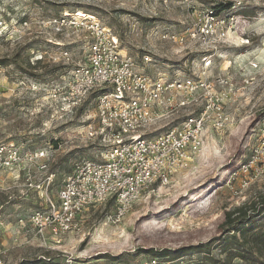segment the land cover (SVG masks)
Instances as JSON below:
<instances>
[{
	"label": "rangeland",
	"instance_id": "obj_1",
	"mask_svg": "<svg viewBox=\"0 0 264 264\" xmlns=\"http://www.w3.org/2000/svg\"><path fill=\"white\" fill-rule=\"evenodd\" d=\"M189 1L195 7L213 5V0ZM242 1L238 13L251 20L250 44L225 43L204 53L161 38L165 29L184 31L192 24L184 0L168 5L160 0H0V145L16 142L24 150H48L49 171L35 176L54 174L50 189L55 198L77 161L100 160L106 148L98 133L97 94L69 115L59 101V87L85 61L91 39L85 31L56 33L43 22L65 12L95 14L119 37L121 52L131 55L141 72L189 76L194 68L203 71L208 57L207 72L228 77L235 90L227 105L233 123L211 131L187 168L175 172L168 184H157L119 222L109 219L114 202L90 206L78 230L62 238L48 234L45 244L28 223L44 205L41 192L27 188L24 177L0 173L2 264H42L38 260L43 258L52 264H141L156 253L201 244H209V250L166 259L173 264H264V246L254 251V260L234 257L242 237L228 232L227 223L228 213L239 219L264 202V176L247 188L241 177L228 183L257 144L264 117V0ZM250 61L259 68L252 69ZM234 236L237 241L230 239ZM230 240L234 246L226 244ZM243 247L250 249V244Z\"/></svg>",
	"mask_w": 264,
	"mask_h": 264
},
{
	"label": "built area",
	"instance_id": "obj_2",
	"mask_svg": "<svg viewBox=\"0 0 264 264\" xmlns=\"http://www.w3.org/2000/svg\"><path fill=\"white\" fill-rule=\"evenodd\" d=\"M160 1L164 5L170 2ZM184 1L192 11V24L184 31L165 29L162 40L200 48L204 53L225 43L250 44L251 20L238 13L242 0H213L210 7ZM228 3L232 4L228 11L215 9L216 4ZM84 15L65 12L42 25L59 34L85 31L91 39L85 61L76 66L70 81L58 92L64 115L75 113L97 94L98 133L106 148L101 159L77 161L55 198L50 189L54 174L40 180L35 176L49 171L52 156L48 150H24L16 142L0 145V173H14L16 180L24 177L27 188L42 194L44 205L30 214L28 223L45 244L48 234L62 238L78 230L79 218L90 206L112 201L115 212L109 219L121 221L157 184H168L175 172L187 168L192 158L202 153L211 131L224 130L233 123L227 105L234 84L226 76L207 72L211 65L208 57L204 58V70L194 68L189 76L147 75L131 55L121 52L120 39L110 27L95 14ZM249 65L259 68L255 61ZM259 127L257 144L231 173L228 183L241 177L242 187L247 188L264 176V117ZM173 263L153 257L141 264Z\"/></svg>",
	"mask_w": 264,
	"mask_h": 264
},
{
	"label": "trees",
	"instance_id": "obj_3",
	"mask_svg": "<svg viewBox=\"0 0 264 264\" xmlns=\"http://www.w3.org/2000/svg\"><path fill=\"white\" fill-rule=\"evenodd\" d=\"M231 6V3L216 4L215 9H217L218 11H223L230 9ZM261 206L262 207L254 211L253 214L246 213L243 217L239 219L236 218L237 220L235 218H232V214H227V216L229 217L227 223L230 226L228 232L234 233L233 235H240L242 237V245H239L240 249L235 248L236 254H234V257H241L245 260H254L256 259L253 254L254 251H257L260 246H264V202ZM236 238L237 237L234 236L230 239L236 240ZM230 241L231 242H226V244L234 246V241L233 243L232 240ZM245 243L250 244V249L243 247V244ZM206 250H209V244H201L196 247L182 248L176 251H163L161 253H156L155 257L176 259L194 251L203 253ZM38 261H41L42 264H52L51 259L47 258H43L42 260Z\"/></svg>",
	"mask_w": 264,
	"mask_h": 264
},
{
	"label": "bare ground",
	"instance_id": "obj_4",
	"mask_svg": "<svg viewBox=\"0 0 264 264\" xmlns=\"http://www.w3.org/2000/svg\"><path fill=\"white\" fill-rule=\"evenodd\" d=\"M79 12V15L80 16H85L84 14H85V12H80V11H78Z\"/></svg>",
	"mask_w": 264,
	"mask_h": 264
}]
</instances>
